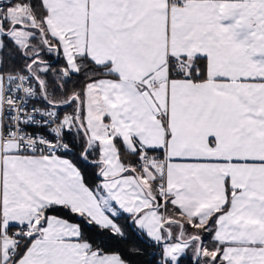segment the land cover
<instances>
[{"label": "snow or ice", "instance_id": "1", "mask_svg": "<svg viewBox=\"0 0 264 264\" xmlns=\"http://www.w3.org/2000/svg\"><path fill=\"white\" fill-rule=\"evenodd\" d=\"M145 254L264 264V0H0V264Z\"/></svg>", "mask_w": 264, "mask_h": 264}, {"label": "trees", "instance_id": "2", "mask_svg": "<svg viewBox=\"0 0 264 264\" xmlns=\"http://www.w3.org/2000/svg\"><path fill=\"white\" fill-rule=\"evenodd\" d=\"M68 110L70 111V109H68ZM169 209H170V213H171V206H169ZM58 214L64 216L67 219H70L74 222H79L76 217L72 216L70 213H67L64 210H61ZM112 250L118 251L119 249L117 247L113 246ZM134 259L141 262V264H145L146 261L151 260V256L145 254L143 256L134 257Z\"/></svg>", "mask_w": 264, "mask_h": 264}]
</instances>
